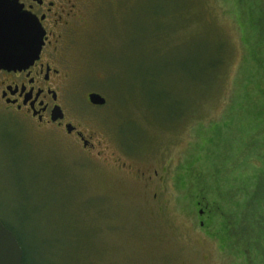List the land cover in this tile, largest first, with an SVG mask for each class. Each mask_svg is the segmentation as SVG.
<instances>
[{
    "label": "rangeland",
    "instance_id": "rangeland-1",
    "mask_svg": "<svg viewBox=\"0 0 264 264\" xmlns=\"http://www.w3.org/2000/svg\"><path fill=\"white\" fill-rule=\"evenodd\" d=\"M59 53L103 141L0 111L26 264H264V0H87Z\"/></svg>",
    "mask_w": 264,
    "mask_h": 264
},
{
    "label": "flooded vegetation",
    "instance_id": "flooded-vegetation-1",
    "mask_svg": "<svg viewBox=\"0 0 264 264\" xmlns=\"http://www.w3.org/2000/svg\"><path fill=\"white\" fill-rule=\"evenodd\" d=\"M14 1L18 9V38L22 40L18 45L26 49L34 47L35 24L41 26L42 44L39 55L31 63L11 68L0 66V111H19L41 126H55L74 138L85 151H94L95 140L99 146L103 140L96 130L79 128L82 116L69 111L70 102L63 85L64 61L59 53L65 33L72 28L87 0ZM87 102L93 108L104 105L92 103L89 94ZM199 212L202 215L204 209Z\"/></svg>",
    "mask_w": 264,
    "mask_h": 264
},
{
    "label": "water",
    "instance_id": "water-1",
    "mask_svg": "<svg viewBox=\"0 0 264 264\" xmlns=\"http://www.w3.org/2000/svg\"><path fill=\"white\" fill-rule=\"evenodd\" d=\"M22 16V14H19ZM25 16H23L24 19ZM18 9L14 0H0V66L18 67L31 63L40 52L42 29L33 28L34 47L23 48L18 43ZM89 100L94 104H104L106 98L98 92L89 93ZM59 112V111H58ZM0 264H23V249L14 232L0 219Z\"/></svg>",
    "mask_w": 264,
    "mask_h": 264
},
{
    "label": "trees",
    "instance_id": "trees-1",
    "mask_svg": "<svg viewBox=\"0 0 264 264\" xmlns=\"http://www.w3.org/2000/svg\"><path fill=\"white\" fill-rule=\"evenodd\" d=\"M219 55H220V51L216 54V57H215V60L211 63V66H212V70H211V73H214V71L217 69V65L219 64V62H220V59H218L219 58ZM210 73V74H211ZM6 225V224H5ZM9 229H11L13 232H14V234L16 235V237L18 238V241L20 242V244H21V241H20V239H19V237H18V235H17V233H16V231H15V228L14 227H10V226H8V225H6ZM22 246V245H21ZM22 249H23V247H22ZM27 263V254H26V251L23 249V264H26Z\"/></svg>",
    "mask_w": 264,
    "mask_h": 264
}]
</instances>
